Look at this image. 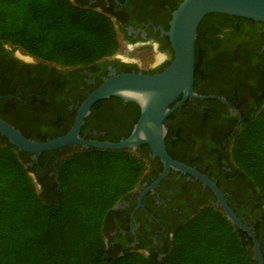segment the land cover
Wrapping results in <instances>:
<instances>
[{
    "label": "flooded vegetation",
    "instance_id": "obj_1",
    "mask_svg": "<svg viewBox=\"0 0 264 264\" xmlns=\"http://www.w3.org/2000/svg\"><path fill=\"white\" fill-rule=\"evenodd\" d=\"M70 1L109 18L123 49L119 46L115 54L90 66L62 67L0 44V119L38 142L65 134L79 106L110 72L154 75L173 58L166 32L183 0ZM195 43L200 76L193 79L192 92L223 98L226 104L186 99L163 121L165 148L174 161L215 182L237 217L254 234L258 228L264 250V206L251 185L237 176L230 156L236 135L264 110V22L209 14L197 28ZM139 116L140 108L132 102L97 101L84 118L79 137L119 142L128 137ZM90 149L97 148L74 144L36 155L23 152L20 161L37 193L43 194L55 188L63 157ZM129 151L144 156L146 170L135 189L112 207L103 238L118 254L136 251L158 260L169 250L173 231L204 207L218 209L216 200L201 182L174 170L148 190L163 165L147 145Z\"/></svg>",
    "mask_w": 264,
    "mask_h": 264
},
{
    "label": "trees",
    "instance_id": "obj_2",
    "mask_svg": "<svg viewBox=\"0 0 264 264\" xmlns=\"http://www.w3.org/2000/svg\"><path fill=\"white\" fill-rule=\"evenodd\" d=\"M0 44L62 67L90 66L120 46L109 18L70 0H0ZM194 45L193 79H198ZM2 139L0 264H257L247 235L212 207L176 228L160 259L136 251L118 254L104 241L105 219L141 182L144 156L129 149H90L63 157L55 188L39 194L20 161L23 152ZM230 156L237 176L264 206V110L236 135Z\"/></svg>",
    "mask_w": 264,
    "mask_h": 264
},
{
    "label": "water",
    "instance_id": "obj_3",
    "mask_svg": "<svg viewBox=\"0 0 264 264\" xmlns=\"http://www.w3.org/2000/svg\"><path fill=\"white\" fill-rule=\"evenodd\" d=\"M213 13L264 22V0H183L172 13L169 29L166 32L173 58L162 72L154 75L110 72L109 78L91 92L79 106L72 125L63 135L42 142L34 141L0 119V136L16 150L34 155L74 144L105 150H135L139 145H147L151 155L159 159L163 165L162 172L148 190H152L169 170L187 174L198 180L211 191L216 200L215 206L226 220L250 239L252 260L257 264H264L254 232L227 205L215 182L194 169L174 161L168 155L164 144L163 121L186 99H216L226 104L223 98L199 96L192 92L197 28L206 15ZM120 46L123 49L122 45ZM179 96L180 99L170 106ZM109 97L132 102L140 108V116L128 137L116 143L95 142L80 138L79 130L90 107L95 102Z\"/></svg>",
    "mask_w": 264,
    "mask_h": 264
}]
</instances>
